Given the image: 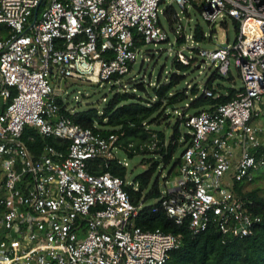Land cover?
<instances>
[{
  "label": "built area",
  "instance_id": "2783aa9c",
  "mask_svg": "<svg viewBox=\"0 0 264 264\" xmlns=\"http://www.w3.org/2000/svg\"><path fill=\"white\" fill-rule=\"evenodd\" d=\"M160 1L0 0V22L10 29L0 38V264H159L180 242L134 223L142 200L131 201L123 187L130 180L87 169L90 157L117 156L118 134L79 125L56 100L68 78L125 87L137 42L168 38ZM174 1H195L208 22L231 16L233 41L199 53L221 74L233 62L243 82L227 101L186 114L190 139L176 173L164 178L161 205L176 222L187 218L193 233L213 222L223 234L247 235L260 216L232 184L264 162L254 152L264 142V0ZM26 124L65 148L45 143L35 154L22 136Z\"/></svg>",
  "mask_w": 264,
  "mask_h": 264
},
{
  "label": "trees",
  "instance_id": "16d2710c",
  "mask_svg": "<svg viewBox=\"0 0 264 264\" xmlns=\"http://www.w3.org/2000/svg\"><path fill=\"white\" fill-rule=\"evenodd\" d=\"M193 5L198 4L193 1ZM186 8H183V10ZM200 10V8H199ZM163 12L171 26L176 19L177 12L174 6L167 4ZM32 19V17H30ZM224 24L225 20H221ZM3 38L10 33L9 27L0 22V32ZM195 41L205 39L206 35L199 23H195L191 31ZM177 43L185 40L184 34L175 38ZM137 44H140L137 42ZM191 49L196 53L199 47L192 46ZM187 61H182L174 55L172 65L173 71L164 78H161L160 72L157 82L151 85L152 92H149L142 79L134 80L130 78L131 86L142 89L143 94H138L133 89L127 90L125 87L119 88L117 84H112V93L105 97L101 107L96 105H87L83 108L68 107L61 96L56 98L60 105V112L68 115L74 122L81 126H90L102 134L116 132L118 134V147L122 148L129 156L136 152L154 151L159 155L161 160L166 163L173 158L164 178L176 173L178 164L181 161V152L190 139L189 131L181 132L179 123L186 118L184 110L177 114L173 121L172 130L168 138L164 127L152 126L159 123L170 124L169 108H174V104L182 101L185 97L193 94L187 105L197 107L191 113H197L201 109L211 108L212 106L225 102L235 95L236 91L242 86H226L222 89L220 82L212 84L215 77H224L216 68L213 69L205 79L203 89L199 91L198 85L194 82L187 88L184 81L185 74L183 71L189 66H195L198 57L195 54H187ZM181 71H178V70ZM232 79V75L227 76ZM210 89L211 93L207 94L205 89ZM12 94L15 93V87H11ZM11 94V95H12ZM11 96L7 98L8 102ZM3 102L0 98V110L3 109ZM185 124V123H184ZM28 147L35 153L39 154L45 143L53 144L57 147L65 148L66 141L61 140L58 136L43 135L33 125L26 124L23 133ZM154 143L153 148L150 147ZM178 142H184L181 152L174 155V150ZM256 156L264 158V142L260 143L255 149ZM145 157H143L144 159ZM148 160L149 158L146 157ZM143 161V160H142ZM158 159L149 161L147 167L135 174L130 181L123 184L124 189L128 192L133 203L138 204L137 214L134 216V223L143 229H154L159 227L164 231H171L178 234L180 242L177 246L171 248L166 260L159 264H264V193L262 186L248 184L255 179H238L232 184L234 191L240 196L250 199L249 207L253 212L259 214L260 220L257 222L254 231L247 235H230L223 234L213 222H210L204 229L193 233L188 226V219L176 222L169 216L164 207L161 205V190L157 185L156 177L148 186L152 172L158 165ZM264 164V162L262 163ZM87 169L91 172H102L105 170L117 174L124 179L126 178V165L119 161L118 157L104 159L96 156L87 159ZM136 183V187H134ZM146 189V190H145ZM155 197L156 200L146 203L145 199Z\"/></svg>",
  "mask_w": 264,
  "mask_h": 264
},
{
  "label": "rangeland",
  "instance_id": "374dc122",
  "mask_svg": "<svg viewBox=\"0 0 264 264\" xmlns=\"http://www.w3.org/2000/svg\"><path fill=\"white\" fill-rule=\"evenodd\" d=\"M168 3H171L174 6L178 16H176L175 21L172 23L173 26L169 24L165 13L163 12L164 7ZM157 11L160 23L162 27L167 31L168 38L157 41H145L139 44V50L137 52L135 60L132 62L130 69L122 75V81L126 82L125 89H133L138 94H143L144 91L142 89L140 90L136 86H131V81H129V79L133 78L134 80L142 79L147 90L149 92H152L151 85L157 82L159 72L161 78H164L165 75H168L169 73H171V71L175 70L174 66L172 65V60L176 52L180 50L185 55L186 53L189 55L195 54L198 57L197 63L200 62L199 66L196 67V65H192L187 67V69L183 71L185 76L182 85H184V82H186L187 88H189V86L195 82L199 87V91H201L203 89L205 79L207 78L209 73L213 69H215V65L209 58L200 54L199 51L195 53L193 49H191V47L197 46L199 48L212 49L218 43L224 44L226 42H232L236 36L235 22L233 21L231 16L225 14L218 16L213 22H208L196 5L186 4L185 11V9L183 10V7H181L174 0L160 1ZM223 19L225 20L224 24L221 22V20ZM177 20L182 24L183 29L187 34L186 39L180 44L175 40V38L179 36L178 32L175 31ZM195 23H199L201 25L206 35L205 39L194 41L191 36H189ZM0 34H3V32L1 31ZM202 58L204 59L200 61ZM229 74L232 75V79L227 78ZM222 75L224 77L213 78L212 84L220 82L223 86L222 89L226 88V86L237 87L242 85L243 80L233 62H231L230 64V72H226ZM62 87V97L64 102L68 106L76 109L86 107L87 105H96L98 107H101L104 102V99L102 97H108L113 91V88L110 87V81L101 80L100 82H97L88 80L84 77L77 79L68 78L66 79V82L62 84ZM119 88H122V86H119ZM193 97L194 95L189 93V95L182 101L174 104V108H169V110L171 111V114L168 118L170 124L159 123L156 125L155 123H153L152 126L158 128H161L163 126L166 133V138H168L172 130L171 124L177 117V114H180L182 110H184L185 114H188L197 109V107L187 105L188 101ZM179 129L181 130V132H183L184 130H190V128L183 122L179 123ZM184 144V142H178L173 152L174 155H177L181 152ZM153 146L154 143L152 142L150 147L153 148ZM115 154L126 165L127 180H131L135 174L143 171L149 164V161L158 159V165L151 174L148 186L151 185L156 177L159 189L161 191L166 190V186L164 184V175L171 165L173 158L170 159V161L164 163L159 155L154 151L136 152L133 155L129 156L120 147L116 148ZM143 157L145 158L143 159ZM146 157H148L149 159L147 160ZM253 176L255 177V179L251 181L248 186L260 185L262 186V192L264 193V164L258 165L253 169ZM134 187H136V183ZM154 200H156L155 197H148L145 199V202L149 203Z\"/></svg>",
  "mask_w": 264,
  "mask_h": 264
},
{
  "label": "water",
  "instance_id": "95a60500",
  "mask_svg": "<svg viewBox=\"0 0 264 264\" xmlns=\"http://www.w3.org/2000/svg\"><path fill=\"white\" fill-rule=\"evenodd\" d=\"M37 12H38V6H35L33 13H32V20H34L36 18ZM202 60H203V58L200 61H202ZM199 64H200V62L196 64V67L199 66Z\"/></svg>",
  "mask_w": 264,
  "mask_h": 264
},
{
  "label": "crops",
  "instance_id": "0c3cea01",
  "mask_svg": "<svg viewBox=\"0 0 264 264\" xmlns=\"http://www.w3.org/2000/svg\"><path fill=\"white\" fill-rule=\"evenodd\" d=\"M3 34H0V37L2 36Z\"/></svg>",
  "mask_w": 264,
  "mask_h": 264
}]
</instances>
